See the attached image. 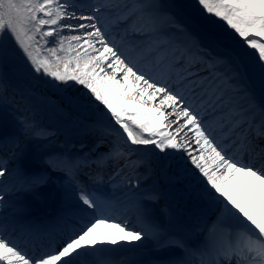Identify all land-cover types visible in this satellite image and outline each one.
Wrapping results in <instances>:
<instances>
[{
  "label": "snow or ice",
  "instance_id": "1",
  "mask_svg": "<svg viewBox=\"0 0 264 264\" xmlns=\"http://www.w3.org/2000/svg\"><path fill=\"white\" fill-rule=\"evenodd\" d=\"M195 4L202 16L222 22L225 32L234 33L242 47L258 54L251 67L239 58L232 62L214 55L210 45L219 37L207 35L206 45L198 33L177 23L168 5L158 2L140 5L154 22V34H137L147 36L146 45L127 44L123 38L117 42L102 26L106 7L102 0H0V62L8 55L4 42L10 40L36 77H46L57 86L83 88L88 101L96 102L97 111L111 121L112 130L118 126L131 145L164 154L161 159L170 152L180 153L178 159L184 166L190 164L203 178L205 195L215 203L218 216L231 217L238 230L235 243L231 238L218 239L213 221L208 246L217 257L216 264H264V0H195ZM160 17L174 25L183 39L173 40L162 32L155 24ZM205 61L208 75L202 77L193 69ZM218 66L227 70L220 72ZM242 82L249 104L255 101L257 87L261 92V122L257 126L248 121L245 112L233 120L235 108H231L228 119L233 129L243 122L247 132L233 139L234 130L229 129L230 135L222 141L209 120L218 113L223 116L221 110L231 104L229 88ZM15 147L20 149L18 141ZM55 162L50 158L45 163L52 166ZM6 175L7 169L0 165V180ZM248 176L252 177L250 186ZM41 182V176L30 181L33 187ZM241 187L248 189L244 198L239 195ZM74 195L81 211L98 210L97 199L86 186L74 187ZM143 195L149 203L158 198L154 191ZM3 199L0 195V204ZM138 212L154 234L159 233L151 208L141 203ZM102 226L120 235L97 234ZM21 231L39 236L41 230ZM146 236L143 229L120 222L105 224L104 217L93 216L78 230L33 250L15 228L9 231L0 222V264H78L91 255L89 249L105 243H134ZM171 244L189 259L165 264H195L190 259L194 253L183 238Z\"/></svg>",
  "mask_w": 264,
  "mask_h": 264
},
{
  "label": "rangeland",
  "instance_id": "2",
  "mask_svg": "<svg viewBox=\"0 0 264 264\" xmlns=\"http://www.w3.org/2000/svg\"><path fill=\"white\" fill-rule=\"evenodd\" d=\"M129 1L130 3L134 2L131 3L132 8L124 11L125 7L119 9L118 3L115 6L111 0H102L106 5L103 10L108 12L110 17L124 13L125 18H127L125 21L129 23V28L125 27V24L122 25L124 21H120V18H118L114 20L112 25L111 23L108 25L109 28L116 27L117 29L125 27L122 32L120 31L122 34L119 36H117V33H111L112 36L118 38L117 42H120L122 38L127 40L128 37L136 36V28H142L141 25L143 24V20L141 21L140 19L148 14L140 10V5H148L150 0L142 3H140L141 0ZM82 2L95 3L96 0H82ZM155 2L168 5V11L174 16L176 21L198 33L202 42L206 45L208 44L207 35L211 34L219 37L218 42L210 45L214 55L226 58L232 62L239 58L245 66L249 67L258 58V54H255L253 50L242 47V41H239L234 33L225 32L226 25H223L222 22L215 20L213 17L202 16L198 6L195 4V0H155ZM135 9L136 11L133 13ZM135 16L136 19L133 21ZM209 20H212L213 23L209 24ZM69 22L74 23V21ZM150 30L152 33H150ZM123 32L129 33L125 34ZM141 32L153 34V30L146 26L140 29ZM121 35L123 37H120ZM140 37L145 38L147 36ZM4 47L7 49L8 55L0 62V113L5 115L4 121L6 120L7 133H9L11 128L18 125L24 127L23 123H28L32 128V137L48 138L53 136L58 141L60 140L61 146L72 147V149H86L87 151L90 150V147L97 145L104 146V148L106 146L111 151L108 152L109 155H112L110 157L115 166L118 165L116 159L120 158V155L121 157L125 156L130 161V165L126 169V171L129 170V173L118 177L115 182L122 183L125 179L135 185L147 183L149 192L158 193V198L156 199L162 204L161 207L166 212V216L161 214V217L164 219L170 217L172 220H165L166 227L177 228L179 226L180 228L184 227L192 230L194 229V221H197V219L200 220V224L201 219L210 220L211 223L215 221V223L226 226L233 224L231 217L226 215L218 216L215 203L205 195V185L202 183L203 179L198 172L196 174L194 171L187 173L191 177H186L183 174L174 175L175 173L173 174L171 171L172 165L167 161V156L161 159L160 157L164 154H154L151 149L131 145L127 142L126 136H123L122 130H119L118 126H114L116 130L113 131L111 121L104 118L97 111L94 101H88V97L83 93V88L76 85L57 86L46 77H36L10 40L4 42ZM197 70L202 77L208 75L207 68H199L195 71ZM244 87L245 83L239 84V89L243 90ZM244 93L247 96V93ZM254 94L255 101L253 104L259 107L261 92L258 87L254 90ZM221 111L224 110L222 109ZM223 115L225 114L223 113ZM118 132L121 134L118 135ZM11 142L7 144L8 142L2 141L1 144L3 143V146L7 148ZM76 145L78 147L75 148L74 146ZM1 152L4 155L7 153L5 147ZM169 155L176 154L170 152ZM105 157L108 158L109 156L105 155ZM38 163L41 164L40 159H38ZM133 163L135 167H131ZM102 171L109 176L104 178L103 173L97 174L93 180H98L102 184L100 190L107 189L111 191L108 177L114 179L113 173L110 172L109 168ZM60 172L62 170L59 168L50 166V169L46 173H41V175L52 178L54 184L57 185V181L61 177ZM85 180L87 181V177H85ZM98 181L95 184L92 181H87V185H90V188L94 190L98 185ZM43 182L44 179H42L40 184ZM89 182L92 183L89 184ZM87 189L89 190V187ZM247 191V187L240 188L239 195L241 198L246 197ZM259 196V187H257V202H259ZM197 228L194 231L196 230L199 237H202L203 232L197 230ZM133 248H136V246ZM137 253L141 255L140 251ZM88 258L87 262L93 260L92 257Z\"/></svg>",
  "mask_w": 264,
  "mask_h": 264
},
{
  "label": "bare ground",
  "instance_id": "3",
  "mask_svg": "<svg viewBox=\"0 0 264 264\" xmlns=\"http://www.w3.org/2000/svg\"><path fill=\"white\" fill-rule=\"evenodd\" d=\"M111 1L115 4V6H117L116 3H118L119 9H121V7H125L124 11H126V9H131V3H134H130L129 0ZM146 1L148 0H141L140 3ZM153 2H155V0L149 1L150 4ZM135 11L136 9L133 11V13ZM118 18H120V21H124L122 22V25L125 24V27L129 28V23H126L125 20H127V18H125L124 13L119 14L118 16L110 17V15H108V12L103 10L101 23L106 27L107 25H110V23L112 25L114 20ZM134 19H136V16L133 18V21H135ZM140 20H143V24L141 25L142 28L145 26L149 29L153 28L154 22L150 18L149 14H147ZM155 24L159 27L161 31L167 33L169 38L173 40L183 39V36L177 33L175 26L168 23L166 18L160 17L157 21H155ZM125 27H123L122 29H117L116 27L109 28L108 26L107 29L110 34L117 33V36H119L120 34H122L120 33V31L122 32ZM142 28L137 27L135 30L136 33H140V29ZM120 37L123 36L121 35ZM144 39L145 38H141L139 35H136L134 37H129L127 38V40L124 41H128L127 44L143 46L148 43V39ZM199 68H207V64L205 62L198 63L193 70ZM218 70L220 72H224L227 69L224 66H218ZM176 71H179V69H177ZM173 75H175V73H173ZM83 93L85 94L84 89ZM227 97L231 98V104L229 105L226 103L225 108H228L229 110L231 108H235V111L232 113L239 119L240 117L238 113L245 112L247 113L246 119L248 121H254L257 126L260 124V110H258V107L253 103L249 104L247 96L242 89H239V87L235 86L230 87L227 93ZM211 120L212 123L216 126L225 123V131L223 132V135H230L229 129H233V125H231L227 120H222L220 113H218L216 117L211 118ZM12 125H14V123H12ZM23 125L24 127L18 125L14 128H11L9 130V133L7 134L8 138L0 141V149L3 150L5 147V150L7 151L6 155H4V153L0 151V165H3L7 169L6 177L0 180V195H2L4 198L3 203L0 204V222H2L5 227L8 228L9 231H12L13 228L17 230L19 229V227H22V229L41 230L39 236H33L30 232L27 231H22V233L18 234L16 233L18 237L23 239L24 244H29L32 248L43 246L44 244L41 235L45 232L46 238L50 237L46 226L50 224L52 219L55 217L56 213H59V211H65L67 216H70L75 212L74 215L76 217H84L85 221L80 222L84 224L86 221L92 220L94 215L97 218L101 217V215L103 214L105 215L104 212L107 211L106 209H108L109 206V204H106L107 201L110 202L112 205H116L119 210L122 211L123 215L121 216V218L123 219L121 220V224L128 225L130 228H135L137 230L143 229L147 233V236L143 240L134 243L120 241L116 245H109L107 243L99 245L96 248L89 249L91 255H89L88 257H100L106 260H113L118 258L120 260L125 261L126 264H165V262L169 260L179 261L182 258L189 259V257L185 256L181 249L171 244V241L173 239L178 238V235L173 234L175 232L179 233L181 235V238H183L188 244V247H190L189 243L199 238L198 232H190L189 228H180L179 226L177 228H173L172 226L166 227L165 220H172L170 217L168 219L167 217L166 219L161 217V214L163 216L165 214L166 216L164 208L158 207V209H154L156 206H154L153 203H149V201L143 195L144 193L149 192L147 183L135 185L124 179L123 182L118 183L115 187L116 189H114L110 193H106V191L99 192V190H95L93 192L89 191L91 194H93L94 198L97 199L98 204V210L94 213L93 216H91L90 219L85 218L86 212L82 214L78 212L79 209H81L82 205H80L79 201L76 198V195H74V191H66L63 193V191H59V188H57V185L54 184V181L50 177H45L44 175H41V173H46V168L50 167L47 163H45L50 158L56 161L54 165H59L64 169H67L66 171H70L74 168H79L80 166L85 165L86 162H89V158L94 155L96 159L100 161L101 159H103V161L101 162V165L103 166L102 169H106L113 163V160L105 157V155L110 156L109 152L111 151L108 152V149H106V147L104 148V146L100 145L90 147L89 151H87L86 149H72V147L64 145L61 146L62 143L60 142V140L58 141V139L53 136H50L48 138L32 137V128L30 127V125L28 123H23ZM240 125H242L243 128L246 129L243 132H247L248 125L243 122H241ZM240 133H238V137ZM235 138H237V136H235L234 133L233 139ZM2 141L8 142L7 144H9V142L11 141L12 142L6 148V146H3V143L1 144ZM17 141L20 144L19 150H17L15 147ZM74 147L76 148L78 146L76 145ZM172 154L176 155L168 154L167 161L170 165H172L171 171L173 174L175 173L174 175L183 174L186 175V177H191L187 175V173L189 174L190 171H194V173L196 174V170L190 164L185 167L184 162L178 159V157L181 155L180 153L172 152ZM44 157L45 161L43 162ZM38 159H40L41 164L38 163ZM116 160L118 161L119 167L114 171L115 175L121 177L122 175L128 174L129 170L126 171V169L130 165L129 159L127 160L125 156L121 157L120 155V158L118 157V159ZM131 167H135L134 163ZM89 174H91L93 177L92 173ZM68 175L69 173H67V176ZM235 175L237 176V178L240 177V173H236ZM36 176H41L42 179H44V182L36 187L29 188V186L26 184H29L31 179ZM85 176L86 175L81 176L82 180L84 181ZM92 177L88 178L87 175V180H92ZM25 179L29 180V182L25 183ZM245 179L250 185L252 182V177L248 176L245 177ZM112 183L113 184L111 185L112 187H114V181ZM257 187H259L258 182ZM101 195L104 196L102 200ZM61 203L62 205H60ZM141 203L151 208L152 219L156 224L160 226L159 233L154 234L152 229L143 222L142 217L139 215L138 212V205ZM160 205L161 203H159L158 206ZM46 209H49V211H47ZM157 211H159L160 214H158ZM22 222L24 223L22 224ZM27 222H29V226L25 228L24 225ZM12 223L15 224L13 225ZM110 223L112 222H105V224ZM211 225L212 223L210 220L201 219V224L199 225L200 227L197 228V230H201V232H203V236L206 241L201 244L199 243V250L194 251V254L190 257V259L193 260L195 264H200L202 261L204 262V264H216L217 257L214 253H212L211 248L208 246L209 230H211ZM234 225V220L233 224L230 226L215 223V228L213 230L214 235L216 236V238L220 239V234L221 238L222 236L224 237L225 234H228L229 238H231L233 243H235L238 230L234 228ZM67 230L68 229H66V231ZM73 230H77V228ZM72 231H70L69 229L66 234ZM168 233H171L173 237L172 235L168 236ZM97 234L120 235V233H117L115 229L106 226L98 228ZM167 236V239H163V237ZM52 237H57L56 239H61L62 234L56 233V235H52ZM161 239H163V243H160ZM194 245L196 247V244ZM134 246L140 248L139 251L141 252V255L135 256L137 252L133 250ZM147 247H152L153 249H144ZM88 257L81 258L78 264H87L86 260L88 259ZM104 264L109 263L105 262Z\"/></svg>",
  "mask_w": 264,
  "mask_h": 264
},
{
  "label": "water",
  "instance_id": "4",
  "mask_svg": "<svg viewBox=\"0 0 264 264\" xmlns=\"http://www.w3.org/2000/svg\"><path fill=\"white\" fill-rule=\"evenodd\" d=\"M3 125H4L3 117H2V115L0 114V131L3 129Z\"/></svg>",
  "mask_w": 264,
  "mask_h": 264
}]
</instances>
